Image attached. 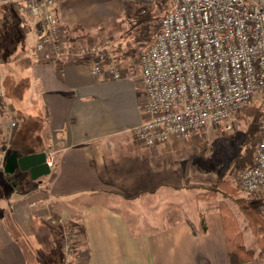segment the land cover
Masks as SVG:
<instances>
[{"label": "crops", "instance_id": "obj_1", "mask_svg": "<svg viewBox=\"0 0 264 264\" xmlns=\"http://www.w3.org/2000/svg\"><path fill=\"white\" fill-rule=\"evenodd\" d=\"M105 2L56 1L62 27L78 26L70 47L108 24ZM101 7L106 13H99ZM21 15L15 29L35 35V56L23 48L15 53L0 22V30L6 29L0 40L5 101L24 115L21 123L29 120L39 128L14 144L38 145L47 154L50 148L53 167L37 180L23 171L0 176V264H264V256L232 258L227 219L219 205L207 203L211 194L201 183L192 181L187 143L173 138L148 147L135 136L147 118L141 68L129 62L138 57L129 47L136 39L123 53V76L108 79L92 74L89 57L67 53L53 61L39 53L44 21ZM22 179L27 180L21 189ZM67 223L84 229L75 251L64 248V257L53 254L45 261L29 254L24 231L44 228L54 235Z\"/></svg>", "mask_w": 264, "mask_h": 264}, {"label": "built area", "instance_id": "obj_2", "mask_svg": "<svg viewBox=\"0 0 264 264\" xmlns=\"http://www.w3.org/2000/svg\"><path fill=\"white\" fill-rule=\"evenodd\" d=\"M27 18H42L36 50L49 60L65 54L92 60L91 72L123 76L122 56L107 45L70 47L56 11L57 0H7ZM129 5L159 0H121ZM154 40L139 56L147 118L135 128L143 145L188 138L210 126L232 129L231 118L264 92V0H165ZM0 51V97L5 96ZM19 126L11 122V132ZM264 133V115L260 119ZM48 155L49 166L53 161ZM240 187L264 197V136L253 162L240 170ZM264 206V203H263Z\"/></svg>", "mask_w": 264, "mask_h": 264}, {"label": "rangeland", "instance_id": "obj_3", "mask_svg": "<svg viewBox=\"0 0 264 264\" xmlns=\"http://www.w3.org/2000/svg\"><path fill=\"white\" fill-rule=\"evenodd\" d=\"M107 6H109V12L107 11L108 24L95 28L96 32L93 35H87L81 38L73 47H90L94 44L101 46L107 45L108 49L118 52L122 58L125 56L123 53L127 52V43H136L132 46L136 49L138 57L131 61L130 65H139V56L154 40L158 30L160 20L163 15L169 11V3L165 0H159L153 4H138L129 5L123 3L121 0H105ZM105 6V7H107ZM103 8V7H101ZM97 12V11H96ZM10 13H14L11 4L7 0H0V22L9 31V37L17 50L15 53L23 49L30 51L32 56H35L33 49L35 47V35L32 33H22L15 29L18 27V23H14L15 19L12 18ZM99 13H106L105 9H99ZM150 14V19L142 20V17L146 14ZM141 14L140 16H138ZM96 24L94 26H98ZM64 28L66 39L71 43L75 40V36L72 29ZM21 34H20V33ZM140 36V37H138ZM28 42V43H27ZM121 47L118 51V47ZM0 51L4 58V52L0 46ZM34 54V55H33ZM126 58V57H124ZM9 59V64L11 62ZM5 59L3 60L4 65ZM137 63V64H136ZM2 65V77H4ZM5 92V88H4ZM5 98V96L3 97ZM264 92H259L253 96V101L243 110L235 113L231 118L232 129L227 132H222L220 127L210 126L203 131H199L194 135L181 139L187 143L186 159L189 161L188 167L193 177L192 181L201 183L200 187L206 189L207 193L211 196L207 197L208 204H217L219 206L225 205V216L227 219V229L231 234L237 233L243 243L245 249L252 250L253 258L264 256V233L256 234L252 231L251 226L248 223L247 218L241 212L237 203L233 198L225 197L222 192L218 191V179L224 177L229 180L232 185L238 187L239 197L251 200L256 198L255 194H250L244 191L239 184L238 175L242 168H238L237 164L231 163L233 158L244 150V133L249 123L252 121L254 114L257 111L264 113ZM20 118L23 119L24 115L21 112H14L13 110L3 112L0 109V176L9 179L11 174H7L4 171L5 160L10 154L11 147H14L16 140L20 136H26L35 134L38 131V123L32 121H24L21 123ZM261 119V118H260ZM19 120L20 125L16 130L15 140L10 141L11 137V122ZM12 145V146H11ZM34 150L38 145H33ZM43 150V149H42ZM51 154L50 148L46 149ZM188 156V158H187ZM176 160L181 159L180 155H176ZM185 159V158H184ZM14 176V175H13ZM30 177H28L29 179ZM25 180L22 179L20 188H24ZM193 186V185H192ZM31 189V188H30ZM4 195V191L0 187V198ZM264 216L263 204L257 208ZM23 228V227H22ZM77 228L65 227L61 232H54L44 228L38 229L36 232L29 230L23 233V244L28 248L29 254H34L38 261H45L48 256L53 254L57 258L64 257V248L70 254L71 251H75L77 247ZM62 261V259H61Z\"/></svg>", "mask_w": 264, "mask_h": 264}, {"label": "trees", "instance_id": "obj_4", "mask_svg": "<svg viewBox=\"0 0 264 264\" xmlns=\"http://www.w3.org/2000/svg\"><path fill=\"white\" fill-rule=\"evenodd\" d=\"M13 12L18 16L19 18V26L21 25V20H23V17L21 15L20 6L16 3H11ZM150 19V14L144 15L142 17L143 20ZM21 28V27H20ZM78 26L73 27L72 30H77ZM6 32V29L3 28L0 30V40H1V34L2 32ZM1 42V41H0ZM264 99V98H263ZM253 101V100H252ZM0 109L3 112L11 111L12 107L10 105H7L5 98L0 97ZM264 115L263 112L257 111L254 114V117L252 121L249 123L247 129L244 133V150L240 152L238 155H236L231 163L237 164L238 168H242L244 166H247L253 162L254 154L256 152L257 146L259 142L262 140L264 133L261 130L260 127V118ZM12 146V145H11ZM13 149H17L19 153H25L27 151H35L33 145L27 144L23 145L22 147L14 145V147H11L10 152ZM218 188L217 190L222 192V194L225 197L233 198L234 202L238 204L241 212L244 214V216L247 218L249 225L251 226V229L256 234L264 233V216L263 214L257 209L260 205L264 203V197L260 195H256V198H253L251 200L245 199L244 197H239V189L238 187L232 185V183L227 180L224 177H219L218 179ZM222 213L225 216V205L220 206ZM77 228L76 233L84 232V229L82 227H79L77 224L74 223H67L65 227H72ZM206 229V226L203 225V230ZM241 239L235 232V234H231L230 239V252L232 255V258L238 261H246L253 259L252 250L245 249L243 243L240 242ZM264 251V248H263Z\"/></svg>", "mask_w": 264, "mask_h": 264}, {"label": "water", "instance_id": "obj_5", "mask_svg": "<svg viewBox=\"0 0 264 264\" xmlns=\"http://www.w3.org/2000/svg\"><path fill=\"white\" fill-rule=\"evenodd\" d=\"M47 159L45 150L19 153L17 149H13L5 160L4 170L7 174H15L18 171L28 172L32 180H37L51 173Z\"/></svg>", "mask_w": 264, "mask_h": 264}]
</instances>
